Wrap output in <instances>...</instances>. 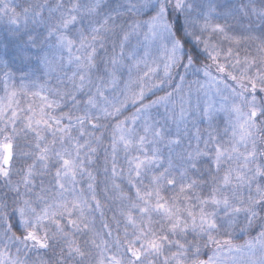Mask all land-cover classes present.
Masks as SVG:
<instances>
[{"label":"snow or ice","instance_id":"obj_1","mask_svg":"<svg viewBox=\"0 0 264 264\" xmlns=\"http://www.w3.org/2000/svg\"><path fill=\"white\" fill-rule=\"evenodd\" d=\"M0 264H264V0H0Z\"/></svg>","mask_w":264,"mask_h":264}]
</instances>
